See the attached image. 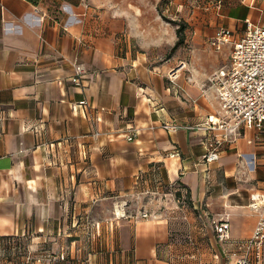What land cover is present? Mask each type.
Returning a JSON list of instances; mask_svg holds the SVG:
<instances>
[{"label":"crops","instance_id":"1","mask_svg":"<svg viewBox=\"0 0 264 264\" xmlns=\"http://www.w3.org/2000/svg\"><path fill=\"white\" fill-rule=\"evenodd\" d=\"M157 1L53 8L0 0V236L41 242L33 264H224L225 257L236 264V247L200 239L203 224L227 216L231 239L244 240L264 215V205H251V195L264 193V135L255 140L248 130L203 163V130L162 127L219 113L207 78L228 64L231 46L216 50L209 40L222 26L241 35L243 19L256 21L258 12L249 0H225L160 63L131 50L151 45L141 30L160 26ZM169 35L173 46L175 28ZM74 57L84 68L81 85L70 80ZM172 69L182 90L167 78ZM81 100L87 107L72 109ZM129 126L137 130L132 140ZM140 177L188 197V232L172 228L176 213L161 209V199L132 207L128 194Z\"/></svg>","mask_w":264,"mask_h":264},{"label":"built area","instance_id":"2","mask_svg":"<svg viewBox=\"0 0 264 264\" xmlns=\"http://www.w3.org/2000/svg\"><path fill=\"white\" fill-rule=\"evenodd\" d=\"M223 4L224 0H215L217 12L221 10ZM247 5L255 9L259 17L256 21L251 17L244 18V31L241 35H235L232 28L222 26L209 40L216 50L225 44L231 46L228 64L207 78L210 86L215 88L219 113L209 114L196 124H184L175 119L162 122V127L166 131L203 130L205 134V151L201 156L203 163L218 159L226 145L235 142L248 130L252 131L255 140L264 135V0H249ZM72 63L75 73L70 80L81 85L84 68L77 57L72 59ZM176 76L173 69L167 73L171 84L177 90H182L175 82ZM87 105L86 100H81L72 104V109ZM136 134V128L129 126L127 138L132 140ZM248 141L253 142V138H248ZM173 154H177L176 151ZM153 181L156 188H167L172 191L171 185H164L158 178H153ZM251 200L252 207H261L264 205V193L251 195ZM142 215L147 216V213L143 212ZM212 223L217 240L222 244L236 247L238 252L236 264H253V261L256 264L260 263L264 255V215H260L253 232L244 240L231 239L227 216L212 219Z\"/></svg>","mask_w":264,"mask_h":264},{"label":"rangeland","instance_id":"3","mask_svg":"<svg viewBox=\"0 0 264 264\" xmlns=\"http://www.w3.org/2000/svg\"><path fill=\"white\" fill-rule=\"evenodd\" d=\"M39 1H41L43 5H48L49 7L55 8L60 3V1L72 0ZM156 8L160 17V26L155 28V31H153L152 24L147 23L143 26L146 30H141L143 37L145 38V40H147L146 42L151 45L146 47L138 45L132 46L131 50L134 55H140V53H146L145 51H148L150 52L148 53V55H154V57L157 58L158 62L160 63L164 62L173 54H175L176 56V50L183 45L182 43L174 51H172L173 46H169V38H173L170 37L169 34L172 33L173 28H175L176 31L178 26L182 25L184 27V34L186 37L188 34H194L196 32L194 30V25L202 23L203 17L205 15H209L213 18L217 17V15L215 14L217 13V10L215 8V0H159L156 3ZM220 11L221 10H219V12ZM153 34L163 39L166 42L165 46H158V44H153ZM182 55L183 52L181 56ZM165 191L168 192V190H166L165 188H156V183L153 180L146 183V180H141L140 177L137 180V184L128 194V198L130 202L133 203L132 207L134 208H144V205H146V203H148L149 201L161 199L165 202V206H161V209L168 210L172 215L176 213L175 220L172 219V222L174 220V224L176 225L174 226L173 224L172 228H176V232L178 234H185L186 232H188L186 222V214L188 212L189 206L188 197L186 195H178L174 190H172L173 194L166 198V196L164 195ZM174 203L176 204L173 206ZM197 222L199 223L198 219ZM201 222L203 221L201 220ZM202 227L203 228L200 232H203L204 234L201 236L199 235L200 239L210 247L214 248L218 246L219 242L215 236L212 218L206 221ZM40 243L41 242L33 241L32 244V240L30 239V237L27 234L25 235L24 233L14 235V237L8 240H0V264H33L34 260H36L38 257H42L36 255L37 252H41V249L43 250L44 245H41ZM32 246H34V249L31 248ZM204 257L208 260L210 258V256L207 254ZM224 264L232 263H229L228 258L225 257Z\"/></svg>","mask_w":264,"mask_h":264},{"label":"trees","instance_id":"4","mask_svg":"<svg viewBox=\"0 0 264 264\" xmlns=\"http://www.w3.org/2000/svg\"><path fill=\"white\" fill-rule=\"evenodd\" d=\"M176 34H177V40L172 47V51H174L178 46H180L184 42V27L182 25L178 26V28L176 29ZM176 194L179 195V192H176ZM12 237H14V235L0 236V240H8Z\"/></svg>","mask_w":264,"mask_h":264}]
</instances>
